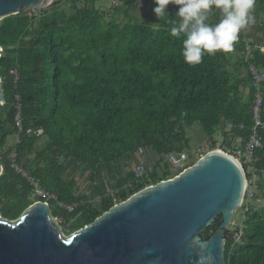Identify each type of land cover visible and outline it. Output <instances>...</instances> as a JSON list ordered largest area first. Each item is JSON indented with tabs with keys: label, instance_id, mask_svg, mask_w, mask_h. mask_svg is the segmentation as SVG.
<instances>
[{
	"label": "trees",
	"instance_id": "obj_1",
	"mask_svg": "<svg viewBox=\"0 0 264 264\" xmlns=\"http://www.w3.org/2000/svg\"><path fill=\"white\" fill-rule=\"evenodd\" d=\"M97 1L61 0L44 11L29 10L0 22V87L6 102L0 106V216L15 221L35 203L47 202L64 229L76 233L116 204L176 176L165 156L192 149L187 129L195 123L212 149L221 133L226 152L234 151L240 138L246 155L260 94L263 124L257 131L263 147L255 153L253 170L245 165L255 201L237 231H228L225 260L264 264V208L254 206L264 197V80L257 84L254 79L264 74V43L252 38L255 23L263 21L264 0H256L254 22L241 31L234 50L205 55L195 66L184 62L183 36L170 35L171 25L153 12L154 0H145L138 16L137 0L118 5L108 0L107 9L97 7ZM167 11L169 19H178V6L169 4ZM217 14L210 15L211 22ZM256 35L264 38V30ZM14 136L18 141L9 146ZM141 150L159 156L153 173L136 179L135 170L128 172L96 202L78 196L76 183L65 179L63 159L95 171L102 162ZM16 167L56 198L38 196ZM222 222L218 217L202 239L209 240Z\"/></svg>",
	"mask_w": 264,
	"mask_h": 264
},
{
	"label": "water",
	"instance_id": "obj_2",
	"mask_svg": "<svg viewBox=\"0 0 264 264\" xmlns=\"http://www.w3.org/2000/svg\"><path fill=\"white\" fill-rule=\"evenodd\" d=\"M60 1L0 0V22ZM5 103L0 87V106ZM222 150L116 204L68 238L47 202L35 203L16 222L0 216V264H226L227 234L249 183L244 166ZM220 216V227L203 240Z\"/></svg>",
	"mask_w": 264,
	"mask_h": 264
},
{
	"label": "clouds",
	"instance_id": "obj_3",
	"mask_svg": "<svg viewBox=\"0 0 264 264\" xmlns=\"http://www.w3.org/2000/svg\"><path fill=\"white\" fill-rule=\"evenodd\" d=\"M137 2L140 4L141 0ZM154 3L155 15L171 25L170 35L183 36L181 55L191 66L200 64L205 55L231 52L241 31L255 19L252 12L256 0H154ZM169 4L178 6L175 13L178 19H169ZM214 11L219 14L215 23L210 21Z\"/></svg>",
	"mask_w": 264,
	"mask_h": 264
},
{
	"label": "rangeland",
	"instance_id": "obj_4",
	"mask_svg": "<svg viewBox=\"0 0 264 264\" xmlns=\"http://www.w3.org/2000/svg\"><path fill=\"white\" fill-rule=\"evenodd\" d=\"M145 3L146 1L143 0V3L138 4L134 8L135 14L137 16L141 15L145 10ZM96 5L97 7L107 9L109 8L110 2L108 0H99L97 1ZM150 14H153L152 10L150 11ZM242 73H244V71H242ZM187 135L191 141V146L193 148L201 146L205 141H207V139L205 138L204 129L199 123H195L193 126L189 127L187 129ZM215 140H217L218 146L214 149L210 148L211 151L218 150L220 146H223L221 133L216 135ZM17 141V137H11L9 138L8 145L14 146L16 145ZM43 144L45 145V138H41L39 140L38 146L44 147ZM234 149L236 148L234 147ZM230 153L233 154V151H230ZM159 159L160 158L156 153L141 150L134 154H126L116 162H102L95 171L89 168L87 165L80 163L74 159H63V161L66 163L64 176L67 181H74L76 183L75 193L78 196L87 197L90 201L96 202L101 195L112 191V188L115 186L116 181L124 177L128 172L135 170L139 165L154 167L155 163ZM254 206H256L258 210L263 209L264 197L260 199L259 203L258 201L254 202ZM245 211L246 209H244L243 207L239 208L236 211L232 218L233 226L230 229L242 225L244 221V215L246 213ZM52 220L60 231L62 237L68 238L70 235L75 234L72 233L68 228L64 229L61 219L52 217ZM12 222H16V220Z\"/></svg>",
	"mask_w": 264,
	"mask_h": 264
},
{
	"label": "built area",
	"instance_id": "obj_5",
	"mask_svg": "<svg viewBox=\"0 0 264 264\" xmlns=\"http://www.w3.org/2000/svg\"><path fill=\"white\" fill-rule=\"evenodd\" d=\"M112 3L114 5H118L119 2L121 0H111ZM262 50L264 51V48H262ZM250 51V48H248V52ZM253 70V73H256V67L254 64L251 65V68ZM255 80H257V84H260L262 82V80H264V74H256V77L254 78ZM19 99V97H18ZM262 100H263V96L258 94L257 95V100L255 99V104H254V118L256 121V127L253 130V135L251 137V139L249 140V142L247 144H245L244 146V150H245V154L242 152L243 149V145H242V140L240 138L236 139L235 143H234V147L236 148L232 153L226 152L225 150H223L224 153L226 154H230V156L234 157L236 160H238L243 166L244 168L246 167L245 165L249 164L251 169L253 170L254 167H252L253 162L255 160V153L259 148L263 147L262 144V139L260 137L259 132L257 131V127L261 126L262 123V115H261V105H262ZM21 115H18V119L19 121L17 122V125L20 127V129L22 128L21 125V121H20ZM232 127V125L230 124V128ZM210 148H212V141L207 140L205 141L201 146L195 147L190 150H185L182 151L181 153H171L165 156V161L166 163L171 166L173 172H183L185 170L191 169L196 163H198L201 159H203L207 154H209L210 152H212L210 150ZM14 158L16 157V154H14L13 156ZM242 157H244V160H242ZM18 173L22 174V176L24 178H26L29 182H31L32 184L35 185V192L38 196L41 197H47V199H55L56 196L55 195H50L48 192H46L38 183V181L36 179H34L30 173L16 167ZM154 168L152 166H145V165H139L136 167L135 169V175H136V179H140L143 176L147 175V174H151L153 173ZM246 171V169H245ZM250 172V171H248ZM247 174V172H246ZM247 181L249 183V185L247 186V190H246V195H245V199L244 202L242 204L241 207H243L244 209H246L245 212L250 211V204L251 202L255 201V195L254 192L251 189V186L253 185L247 178ZM258 181V177L257 174L253 173V182L256 183ZM70 210H72V207H68ZM237 228H233L231 229V232L237 231ZM242 234V231H241ZM234 238L237 239V234L234 233Z\"/></svg>",
	"mask_w": 264,
	"mask_h": 264
},
{
	"label": "crops",
	"instance_id": "obj_6",
	"mask_svg": "<svg viewBox=\"0 0 264 264\" xmlns=\"http://www.w3.org/2000/svg\"><path fill=\"white\" fill-rule=\"evenodd\" d=\"M148 4H149V5H148L146 11H149L150 6L152 5L151 2H149ZM261 7L264 9V5H263V6L261 5ZM218 18H219V14H217V17H216V19H215V22L218 21ZM262 19H263V21H260V22L257 21V23H255V25H254V27H256V29H255V35L252 37V38H254V41H256V42H260V43H264V38H263L262 36H259V35H256V34H258V33H262L263 30H264V28L262 27V26H264V24H263V23H264V12H263V14H262Z\"/></svg>",
	"mask_w": 264,
	"mask_h": 264
},
{
	"label": "flooded vegetation",
	"instance_id": "obj_7",
	"mask_svg": "<svg viewBox=\"0 0 264 264\" xmlns=\"http://www.w3.org/2000/svg\"><path fill=\"white\" fill-rule=\"evenodd\" d=\"M233 226V224H232V222H231V225H230V227L229 228H231ZM229 232H231V229H229Z\"/></svg>",
	"mask_w": 264,
	"mask_h": 264
}]
</instances>
